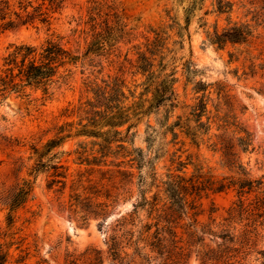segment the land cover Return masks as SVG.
<instances>
[{
    "label": "rangeland",
    "instance_id": "rangeland-1",
    "mask_svg": "<svg viewBox=\"0 0 264 264\" xmlns=\"http://www.w3.org/2000/svg\"><path fill=\"white\" fill-rule=\"evenodd\" d=\"M229 1L231 10L220 12L218 0H65L50 27L0 29V65L10 44L48 38L82 56L51 94L29 89L0 103V262L114 264L108 238L144 191L158 210L139 205L135 229L163 213L174 235L163 230L155 249L141 243L143 256L123 248L125 264H264V0ZM91 7L102 9L95 21ZM111 7L134 36L110 55L84 56L94 22L113 16ZM236 25L248 26L247 42H214ZM167 76L174 99L159 103ZM98 89L116 99L105 102L107 115L105 105L96 108L92 124L89 103L104 102ZM124 110L121 134L103 126L110 111ZM64 135L50 152L48 142ZM125 178L128 193L113 187ZM24 181L33 191L11 212L9 196ZM226 233L234 241L221 245Z\"/></svg>",
    "mask_w": 264,
    "mask_h": 264
},
{
    "label": "trees",
    "instance_id": "trees-1",
    "mask_svg": "<svg viewBox=\"0 0 264 264\" xmlns=\"http://www.w3.org/2000/svg\"><path fill=\"white\" fill-rule=\"evenodd\" d=\"M64 2L65 0H43L42 2L37 3L34 0H18L16 3H12L11 0H0V29L18 30L22 27L30 26H35L37 29H40L41 26L50 27L52 24V14L61 10L64 6ZM231 8L232 3L229 0H218V10L220 12L230 11ZM96 10L97 14H100L102 11L101 7L90 8V12L94 14L92 15L93 21L97 20L96 18L98 17H96ZM111 11H113V16L111 13H106L107 17L105 20L94 22L92 39L84 56L110 55L114 51L117 43L128 38L131 39L132 36H134V28L129 27V23L126 19H124L114 7H111ZM99 18H101V16H99ZM110 18L114 19L111 21ZM250 35L251 32L248 26L236 25L226 29L222 33L216 32L214 42L219 45H224L227 42L242 43L247 42ZM81 59L82 56L76 54L57 38H48L39 44L25 42L10 44L7 55L3 57V64L0 65V103L5 101L8 95L12 93L29 96V89H40L45 95L51 94L53 88L60 84L67 83L74 73V67L78 66ZM143 70L145 71L146 69ZM173 84L174 80L169 79L168 76L162 81L160 84L161 87L158 88L156 92V95L159 97V103L174 99ZM112 89L115 94H123L120 93L122 91L119 87H113ZM97 92H100L97 93V96L104 98V102L101 99H98L97 103H89L91 108L87 110V113L88 115L93 116L91 117L92 124H96L97 122V119H95L94 116H98L101 113L99 110H96V108L105 105L107 109L102 113L107 115V110L109 108L111 109L112 106H108V103L106 104L105 102L116 99L114 98L113 93L107 97L105 91L98 89ZM124 111L125 113H113L110 111L111 115H108L110 117H103L104 119L108 118L103 126L114 127L116 128L115 133L117 135L121 134L122 131L119 127L123 126L130 118V113L127 112V110ZM97 132L100 134V131H96L95 129H84L78 133L96 135ZM68 136L69 135L59 136L56 139L50 140L47 144V149L51 152L53 148L61 145L64 139ZM35 150L40 156L45 154V152L40 153L37 148H35ZM54 167L57 168L58 166L54 165ZM122 174L133 175L131 172L126 171H123ZM57 175L60 176L61 174L58 173ZM63 176L66 177V175ZM109 180L115 182L114 176L112 175ZM125 180L126 178L121 181V186L113 185V187L122 189V192H130L131 188L127 185L131 184L132 181ZM194 187H196V185L193 184V189ZM32 191V183L30 181H24L17 191L12 192L9 196L10 200L8 201L11 212L25 203ZM197 192H199L198 187ZM119 194H121V192L117 193L115 196H119ZM108 196L112 195L108 194ZM140 198L141 203L135 204L134 212L132 214L122 215V217L118 219L117 224L113 229V233L108 238L111 254L116 260L114 261V264H125V258L121 257L120 252L125 247H133L135 256H143L144 254L142 253L141 243H144L145 246L150 245L155 249L161 246L165 240L162 235L163 230H167L174 235L170 228V223H172V220L168 218L170 215L163 213H158L157 221L155 223L145 224L141 228L135 229V216H133V214L136 213V209L139 205L144 206L149 204L152 210H158V203L151 202L145 195L144 191H142ZM96 206L101 208V211L103 212L107 204L101 202ZM187 212L188 211H183V213L186 214ZM161 221L166 222L162 227H160ZM154 226L156 227V231L154 234H150V231ZM188 234L191 241L195 242L194 239L198 234L196 224H192V229L188 231ZM215 235L217 234L215 233ZM221 238L225 241L221 245H225L226 242L234 241V237L229 233L223 234ZM229 249L231 250V247L226 246L225 249L222 250L221 256H223L225 252H228ZM5 258L6 257L2 259L0 264H4L6 261Z\"/></svg>",
    "mask_w": 264,
    "mask_h": 264
}]
</instances>
